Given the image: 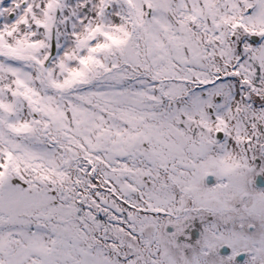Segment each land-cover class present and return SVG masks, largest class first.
<instances>
[{"label": "snow or ice", "instance_id": "snow-or-ice-1", "mask_svg": "<svg viewBox=\"0 0 264 264\" xmlns=\"http://www.w3.org/2000/svg\"><path fill=\"white\" fill-rule=\"evenodd\" d=\"M0 264H264V0H0Z\"/></svg>", "mask_w": 264, "mask_h": 264}]
</instances>
